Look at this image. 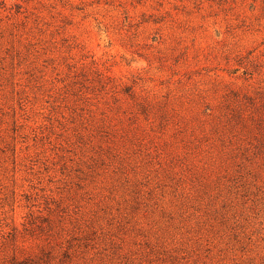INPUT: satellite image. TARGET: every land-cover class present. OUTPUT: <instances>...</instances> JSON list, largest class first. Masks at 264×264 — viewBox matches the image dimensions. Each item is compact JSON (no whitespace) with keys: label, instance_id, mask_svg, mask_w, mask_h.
<instances>
[{"label":"rangeland","instance_id":"374dc122","mask_svg":"<svg viewBox=\"0 0 264 264\" xmlns=\"http://www.w3.org/2000/svg\"><path fill=\"white\" fill-rule=\"evenodd\" d=\"M0 264H264V0H0Z\"/></svg>","mask_w":264,"mask_h":264}]
</instances>
